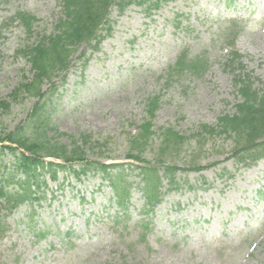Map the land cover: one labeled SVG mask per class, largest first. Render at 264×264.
Masks as SVG:
<instances>
[{
  "label": "rangeland",
  "instance_id": "rangeland-1",
  "mask_svg": "<svg viewBox=\"0 0 264 264\" xmlns=\"http://www.w3.org/2000/svg\"><path fill=\"white\" fill-rule=\"evenodd\" d=\"M146 4L123 14L114 8L113 32L100 49L85 62L86 45L79 47L67 80L56 79L50 121L65 133L107 139L108 148L89 153L94 161L147 163L125 157L126 141L152 99L156 134L171 126L191 136L201 124L214 126L235 113L242 99L224 69L233 49L243 55L254 88L264 87V0H164L151 12ZM17 14L35 18L31 34ZM61 15L62 0H0V100L31 77L19 51L53 31ZM184 52L203 55L208 70L165 83ZM36 100L0 109V132L25 122ZM233 152L224 134L188 143L174 162L184 186L166 194L150 216L142 213L133 166L123 177L134 183L125 208L112 199L102 173L76 180L60 171L59 181L48 175L39 199L1 210L0 264H264V159L238 167ZM0 163L6 178L7 151Z\"/></svg>",
  "mask_w": 264,
  "mask_h": 264
},
{
  "label": "trees",
  "instance_id": "trees-1",
  "mask_svg": "<svg viewBox=\"0 0 264 264\" xmlns=\"http://www.w3.org/2000/svg\"><path fill=\"white\" fill-rule=\"evenodd\" d=\"M147 1L150 5L146 4V10L151 12L152 6L160 7L164 0H62V15L54 30L41 33L34 43L19 51L29 61L32 74L31 77L24 76L7 98L0 100V109L8 111L22 99L37 100L25 122L0 132V157L6 151L11 155V165L5 167L9 174L4 178L0 173V212L3 209L12 212L24 203L32 204L40 198L38 193L42 184L47 186L46 177L49 175L52 180L59 181L60 171L73 174L76 180L92 172L102 173L111 187L112 199L125 208L130 203L134 183L126 184L123 177L126 170H131L129 166H133L139 171L137 187L144 198L142 213L150 216L166 194L184 186L177 175L181 169L174 163L175 156L181 154L188 143L197 145L201 138L208 136L224 134L233 140L232 157L238 167H252L264 159V87L254 88L252 75L243 70V55L235 49L224 69L232 75L234 88L242 99L236 104V112L219 117L214 126L201 124L191 136L183 135L171 126L156 134L153 118L158 100H150L146 105V116L137 126L138 132H130L126 141L125 157L141 164L147 162L144 165L107 163L105 159L94 161L88 157L89 153L108 148L107 139L101 142L85 132L65 133L50 121L49 102L59 91L56 79H60V83L67 80L73 53L86 45L82 58L87 62L113 32V9L123 14L130 6L143 5ZM18 18L31 34L35 18L24 14H19ZM88 51L91 52L89 55ZM208 66L203 55L190 56L184 52L170 68L165 83L185 74L202 76ZM47 84L50 86L45 90ZM150 154L153 161H148ZM5 231L0 213V238Z\"/></svg>",
  "mask_w": 264,
  "mask_h": 264
}]
</instances>
